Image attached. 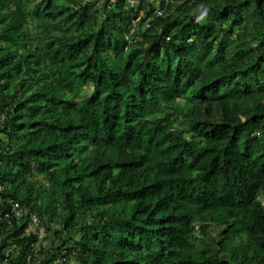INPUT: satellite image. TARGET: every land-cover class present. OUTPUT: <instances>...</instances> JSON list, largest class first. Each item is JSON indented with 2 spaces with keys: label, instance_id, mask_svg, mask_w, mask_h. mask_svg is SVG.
I'll use <instances>...</instances> for the list:
<instances>
[{
  "label": "trees",
  "instance_id": "16d2710c",
  "mask_svg": "<svg viewBox=\"0 0 264 264\" xmlns=\"http://www.w3.org/2000/svg\"><path fill=\"white\" fill-rule=\"evenodd\" d=\"M155 7L0 0V264H264V0Z\"/></svg>",
  "mask_w": 264,
  "mask_h": 264
},
{
  "label": "built area",
  "instance_id": "2783aa9c",
  "mask_svg": "<svg viewBox=\"0 0 264 264\" xmlns=\"http://www.w3.org/2000/svg\"><path fill=\"white\" fill-rule=\"evenodd\" d=\"M179 0H159L156 3L155 10L153 12V16H162L165 14L166 9L171 6L172 4L176 3ZM129 6L137 7L140 4V0H127ZM146 8L148 9L149 6L147 5ZM169 39V37H167ZM0 110V122L4 121L5 114ZM1 203V198H0ZM11 209L0 211V220L3 218L12 219L16 218L17 220H22L25 215H28V225L25 228V233L32 234L38 233L41 230V219L36 212H29V209L24 208L18 201H11Z\"/></svg>",
  "mask_w": 264,
  "mask_h": 264
},
{
  "label": "rangeland",
  "instance_id": "374dc122",
  "mask_svg": "<svg viewBox=\"0 0 264 264\" xmlns=\"http://www.w3.org/2000/svg\"><path fill=\"white\" fill-rule=\"evenodd\" d=\"M150 1H155L156 3L159 2V0H150ZM180 3H178V4H180ZM1 137H5V136L1 135ZM39 178H40V180H42V182H43L44 185H46L47 187L50 188V185L51 184H50L49 180L47 179V177L44 174L39 175ZM263 201H264V198H263ZM53 228H58V226L55 225V226H53ZM218 231H220L218 228L211 229V233H212L213 236H215L216 234H218ZM41 232H42L41 233V236H42V241L43 242L46 243V241H47V244H49L51 241L54 242V241L57 240L55 238V235H54V232L53 231L47 232V230H45V227L42 228V226H41Z\"/></svg>",
  "mask_w": 264,
  "mask_h": 264
}]
</instances>
